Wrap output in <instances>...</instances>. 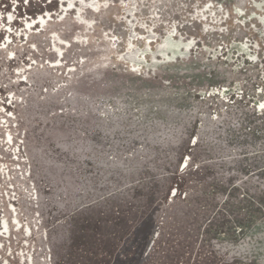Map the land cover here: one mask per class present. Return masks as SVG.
<instances>
[{"label":"rangeland","instance_id":"obj_1","mask_svg":"<svg viewBox=\"0 0 264 264\" xmlns=\"http://www.w3.org/2000/svg\"><path fill=\"white\" fill-rule=\"evenodd\" d=\"M0 264H264V0H0Z\"/></svg>","mask_w":264,"mask_h":264}]
</instances>
